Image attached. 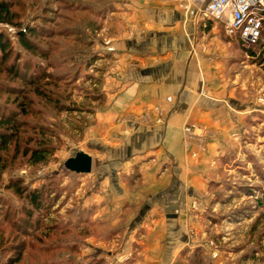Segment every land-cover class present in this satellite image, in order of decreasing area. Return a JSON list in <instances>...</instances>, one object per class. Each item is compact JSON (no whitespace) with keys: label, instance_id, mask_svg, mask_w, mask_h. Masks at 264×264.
<instances>
[{"label":"crops","instance_id":"0c3cea01","mask_svg":"<svg viewBox=\"0 0 264 264\" xmlns=\"http://www.w3.org/2000/svg\"><path fill=\"white\" fill-rule=\"evenodd\" d=\"M120 2L129 25L106 47L116 59L111 100L95 119L105 136L85 151L91 193L79 207L90 218L80 225L117 242L105 264H211L210 214L236 193L225 181L242 170L253 148L243 136L264 124V106L229 89L225 27L202 18V0Z\"/></svg>","mask_w":264,"mask_h":264},{"label":"rangeland","instance_id":"374dc122","mask_svg":"<svg viewBox=\"0 0 264 264\" xmlns=\"http://www.w3.org/2000/svg\"><path fill=\"white\" fill-rule=\"evenodd\" d=\"M6 1L13 3L12 23H0V32L12 43L9 63L20 56V70L32 83L1 76L22 93L19 97L0 96V103L17 111L19 124L18 138L1 153L0 264H12V260H19L18 264H105L107 253L115 252L117 242L100 240L99 235L106 239L108 232L79 222L90 218L80 215L79 204L91 193L87 181L91 175L68 172L65 162L80 151L95 149L90 146L91 139L105 136L95 119L111 100L108 78L116 59L106 47L128 28V19L118 14L124 4L121 0ZM29 29L37 31L29 36L34 52L24 49L18 38L19 32L26 34ZM221 42L225 45L221 70L229 89L242 93L246 104L253 101L262 108L264 38L252 48H245L235 38L225 39V35ZM22 104L25 116L20 115ZM257 127L243 136V145L252 144L253 148L243 149L242 170L235 166L236 179L228 175L225 181L236 193L228 194L227 204L210 214L209 219L215 221L209 232L211 264H264L262 119ZM40 142L49 154L46 163L35 164L30 153L42 146ZM14 183L21 194L13 188ZM36 190L44 192L40 209L27 199V193ZM96 250H102L101 259L83 255Z\"/></svg>","mask_w":264,"mask_h":264},{"label":"trees","instance_id":"16d2710c","mask_svg":"<svg viewBox=\"0 0 264 264\" xmlns=\"http://www.w3.org/2000/svg\"><path fill=\"white\" fill-rule=\"evenodd\" d=\"M12 8L13 3L6 0H0V23L4 24H11L12 23ZM24 34L23 32L18 33V38L21 46L30 51H35V46L30 42L29 36H33L37 33L36 30L29 29L26 30ZM12 43L9 37L4 33L0 32V96L1 95H17V97L20 96L22 93L21 90L17 87H14L10 85L8 82H5L1 80V76L7 75L8 78H12L16 81H21L23 84L29 85L31 81H27L26 76L21 72L19 61L21 60L20 56H15V60L13 62L9 63L10 58L13 54L12 49ZM27 64V63H26ZM26 64L24 66V69H27ZM34 80V79H33ZM38 80H34L39 81ZM23 106L22 111L20 115L25 116L27 115L26 112V106L22 104ZM18 114L17 111L11 110L6 105L0 103V163L2 162V156L1 153L5 151L11 141L15 140L19 136V124L17 122ZM43 134V131L41 132ZM44 142H40L42 146L34 151H32L31 154V160L35 164H43L47 162V156L49 154L48 150H46L43 146ZM45 145V144H44ZM28 154V153H27ZM25 154V155H27ZM13 188L17 189V193L21 194V190L19 188V185H16V183L13 184ZM44 192L43 191H32L27 193V199L30 201V204L37 209H40L39 203L42 200ZM31 213L28 212V216H30ZM12 264H18L19 260H12ZM11 264V263H9ZM194 264H202L198 262H194Z\"/></svg>","mask_w":264,"mask_h":264},{"label":"built area","instance_id":"2783aa9c","mask_svg":"<svg viewBox=\"0 0 264 264\" xmlns=\"http://www.w3.org/2000/svg\"><path fill=\"white\" fill-rule=\"evenodd\" d=\"M202 2L204 4L202 18L222 23L226 35L239 40L245 48H252L263 40L264 0H202ZM198 128L206 131L204 127ZM191 131L192 128H187V132Z\"/></svg>","mask_w":264,"mask_h":264},{"label":"water","instance_id":"95a60500","mask_svg":"<svg viewBox=\"0 0 264 264\" xmlns=\"http://www.w3.org/2000/svg\"><path fill=\"white\" fill-rule=\"evenodd\" d=\"M65 168L68 172L76 175L91 174L93 169V158L89 153L80 151L65 162Z\"/></svg>","mask_w":264,"mask_h":264}]
</instances>
